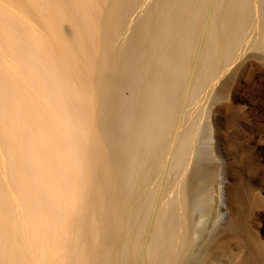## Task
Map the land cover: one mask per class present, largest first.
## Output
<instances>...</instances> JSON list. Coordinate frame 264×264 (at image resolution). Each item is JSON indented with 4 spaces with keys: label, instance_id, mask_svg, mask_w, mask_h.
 <instances>
[{
    "label": "bare ground",
    "instance_id": "1",
    "mask_svg": "<svg viewBox=\"0 0 264 264\" xmlns=\"http://www.w3.org/2000/svg\"><path fill=\"white\" fill-rule=\"evenodd\" d=\"M255 59L264 0H0V264H184L207 106Z\"/></svg>",
    "mask_w": 264,
    "mask_h": 264
},
{
    "label": "rangeland",
    "instance_id": "2",
    "mask_svg": "<svg viewBox=\"0 0 264 264\" xmlns=\"http://www.w3.org/2000/svg\"><path fill=\"white\" fill-rule=\"evenodd\" d=\"M253 64L243 74V83L234 81L237 89L232 107L223 110L220 120L216 121L212 111L213 99L207 106L209 111L205 112L200 134L201 153L196 157L198 177L195 175L191 191V196L201 199L193 214L194 225L201 232L188 250L184 264H237L251 246L258 245L256 241L264 243V64L258 59ZM244 83L260 84L262 90L257 85L244 88ZM217 139L222 150L215 142ZM208 168L211 182L201 179L203 169ZM203 181L205 187L209 185L207 193ZM229 185L240 187L238 222H229L235 209L226 205L227 195L224 202L218 197V191L226 194Z\"/></svg>",
    "mask_w": 264,
    "mask_h": 264
}]
</instances>
